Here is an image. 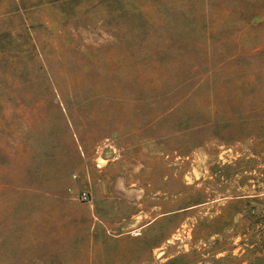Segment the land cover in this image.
I'll use <instances>...</instances> for the list:
<instances>
[{
  "label": "rangeland",
  "instance_id": "obj_1",
  "mask_svg": "<svg viewBox=\"0 0 264 264\" xmlns=\"http://www.w3.org/2000/svg\"><path fill=\"white\" fill-rule=\"evenodd\" d=\"M0 264H264V0H0Z\"/></svg>",
  "mask_w": 264,
  "mask_h": 264
},
{
  "label": "built area",
  "instance_id": "obj_2",
  "mask_svg": "<svg viewBox=\"0 0 264 264\" xmlns=\"http://www.w3.org/2000/svg\"><path fill=\"white\" fill-rule=\"evenodd\" d=\"M87 197H88V194L85 193V194H84V198H87Z\"/></svg>",
  "mask_w": 264,
  "mask_h": 264
}]
</instances>
